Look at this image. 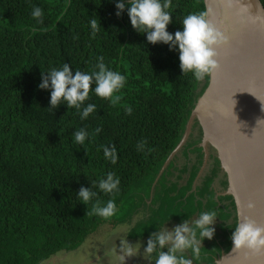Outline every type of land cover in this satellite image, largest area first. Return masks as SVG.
<instances>
[{"label": "trees", "instance_id": "obj_1", "mask_svg": "<svg viewBox=\"0 0 264 264\" xmlns=\"http://www.w3.org/2000/svg\"><path fill=\"white\" fill-rule=\"evenodd\" d=\"M34 5L43 10V24L31 16ZM170 11L167 31L175 34L183 30L186 15L207 7L205 0H172ZM116 12L110 0H0V264H46L80 249L102 226L132 224L129 220L144 212L147 217L131 229V240L147 244L163 223L180 225L215 210L219 223L213 239L203 241L198 258L191 250L186 255L193 264H217L233 248L236 200L218 197L213 188L221 160L215 159L197 190L200 166L184 185L182 177L170 180L175 160L162 174L211 75L201 81L183 75L178 50L148 43L146 34L133 29L127 11L119 17ZM92 17L100 23L94 36ZM99 57L126 77L125 87L110 99L90 90L85 106L95 103L97 110L83 121L66 104L51 108V90L38 87L41 73L64 63L73 74L91 72ZM81 128L92 133L82 146L73 136ZM97 128L102 131L95 134ZM200 141L186 150L198 154L202 165ZM112 145L118 152L114 165L103 155ZM108 172L120 179L119 192L98 193V199L101 206L114 199L117 213L109 219L88 215L95 201L84 205L76 195L82 187L98 192L92 183Z\"/></svg>", "mask_w": 264, "mask_h": 264}, {"label": "clouds", "instance_id": "obj_2", "mask_svg": "<svg viewBox=\"0 0 264 264\" xmlns=\"http://www.w3.org/2000/svg\"><path fill=\"white\" fill-rule=\"evenodd\" d=\"M115 3L117 17L125 11L130 18L133 29L146 34L147 42L169 45L170 50H178L180 68L183 75L191 73L196 81H201L205 76L212 75L220 70L219 54L217 49L229 44L228 38L209 20L208 11L189 13L183 19V30L171 34L167 31L172 22V0H110ZM229 9L240 6L239 0H223ZM241 7V6H240ZM246 8V7H244ZM43 10L39 6H33L31 16L43 24ZM93 36L100 28L98 18H89ZM42 82L40 90H51L50 106L57 108L62 103L68 108L76 109L80 119L86 120L90 114L96 112V104L85 102L89 100L90 90L100 98L110 99L114 94L125 87L126 77L120 72L111 70L104 62L103 57L97 58L91 72L70 70V66L64 63L62 67H53L47 72L41 73ZM92 85H95L92 88ZM119 97L115 96V100ZM233 101V107L235 101ZM232 107V112H233ZM129 108L128 112L131 113ZM262 122V121H258ZM97 128L95 134L101 132ZM92 133L81 128L75 131L74 141L78 145H84ZM147 141H141L138 150L143 151ZM105 159L113 165L117 163L118 152L114 145L103 148ZM120 179L113 172H108L98 182H93V191L81 188L76 195L81 203L88 205L95 201L88 215L95 214L104 219L112 218L117 213V204L114 199H109L101 206L98 193L115 194L119 192ZM251 203L249 208L253 207ZM218 216L215 210L200 212L191 222L185 221L176 226L172 231L165 228V224L157 227V234L150 237L145 248L148 259L154 260L155 264H193L188 258V250L199 257L200 250L205 239L211 240L215 235L214 224ZM169 221V220H168ZM167 221V222H168ZM232 250L248 249L255 253L264 252V227H259L249 217L244 216L234 228L232 237ZM139 245L133 246L126 239L120 241L119 254L116 255L120 264H125L127 258L136 256ZM167 248V251L164 249ZM155 253V255H153Z\"/></svg>", "mask_w": 264, "mask_h": 264}, {"label": "bare ground", "instance_id": "obj_3", "mask_svg": "<svg viewBox=\"0 0 264 264\" xmlns=\"http://www.w3.org/2000/svg\"><path fill=\"white\" fill-rule=\"evenodd\" d=\"M220 15L218 29L228 38L229 44L220 48L221 61H226V70L216 93V103L231 111L232 99L235 105L232 112L234 116L229 117L228 113L219 110L220 115L216 114V117L228 121L235 119L231 121V126L225 128L230 137L225 133L224 135L238 146H243L240 151L244 150V154H241V159L237 162L241 167L238 178L243 174L245 177L244 168L249 169L248 165L250 170L256 169L259 174L264 175V158L259 153V150L264 152V45L244 17L242 9L236 6L229 9L226 4H222ZM208 110L209 108L203 115L209 123ZM229 163L234 165L233 159ZM249 181L248 179L242 184L245 186Z\"/></svg>", "mask_w": 264, "mask_h": 264}, {"label": "rangeland", "instance_id": "obj_4", "mask_svg": "<svg viewBox=\"0 0 264 264\" xmlns=\"http://www.w3.org/2000/svg\"><path fill=\"white\" fill-rule=\"evenodd\" d=\"M257 89L259 97H261V92L259 88ZM216 105L220 111H223L226 114L228 113L227 115H230L229 117L234 116L231 110L224 107L220 103H216ZM206 120L205 116L204 121H201L199 117L195 118L188 138L173 156L172 161L175 160L176 169L174 170V176L170 177V180L177 182V177H182V180H179V182L184 185L190 176V171H192L194 167L200 166V174L194 186V190H197L198 187L203 185L207 177H209L214 170L216 166L215 159H219L221 160V169L213 184V188L217 192L218 197L233 196L234 190L231 183L230 171L234 170L236 173L237 170L231 167V165L227 162L224 146L230 151L234 164H237L238 160L241 159V154H244V150L240 151L243 146H238L234 143L229 138L230 133L225 130L227 126H231L233 124L231 121L235 119L228 121L227 119L216 117L215 114L210 112L209 123ZM205 130L211 134V137L206 136ZM224 133L229 135V137L224 135ZM199 140H201V147L204 148L202 165L199 163L198 154L190 152L191 150H186L187 145L198 142ZM186 152L190 153L186 154ZM183 169H188L189 173L181 174ZM227 182H229L228 185L226 184ZM224 205L228 206L230 205V202H224ZM141 211H144V209L142 208ZM146 217L147 215L145 216V212L141 213L135 216L133 220H129L132 224L128 223L126 225H120L117 228H114L111 225H104L97 233L90 237L80 249L71 253H60L46 264H120L116 255V249L117 254H119L120 241L122 239H126L128 243L133 246H140L137 255L127 258L125 264H155L154 260L146 257V241L131 240L129 238L131 229L139 223V221L144 220ZM237 218L239 221L240 214L238 211ZM218 223L219 222L216 221L214 226L216 227ZM176 226H178V224L172 223L167 225L165 228L168 231H172ZM166 250L168 249L166 248ZM220 261L221 260H219L217 264H219Z\"/></svg>", "mask_w": 264, "mask_h": 264}, {"label": "water", "instance_id": "obj_5", "mask_svg": "<svg viewBox=\"0 0 264 264\" xmlns=\"http://www.w3.org/2000/svg\"><path fill=\"white\" fill-rule=\"evenodd\" d=\"M205 3H206L207 11L209 12V17H208L209 20L218 28L221 21V15H220L221 5L225 3L223 2V0H205ZM239 4L241 7L240 6H236V7L244 11V17L248 19L253 31L257 34L258 38L263 42L264 45V5L262 1L239 0ZM217 51L219 54V62L221 65L220 70L211 75L210 85L204 96L200 99L196 109L192 114V117L188 124V129L185 138L181 143V145L179 146V148L184 144L185 140L188 138L190 130L193 126L196 117H199L201 121H204L203 112H205V110H207L208 108L211 113L215 115L216 114L220 115V111L215 101H216V93L220 88L223 74L225 73L226 70V65L224 64L226 61L223 62L221 61V56H222L221 49L219 48L217 49ZM205 134L207 137H211V134L208 133L206 130H205ZM177 150L174 152V154L177 152ZM259 151H260L259 152L260 155H262V157L264 158V152L262 150ZM224 152L226 153V157H228L226 158L227 162L228 163L231 162L232 160L231 153L228 150V148L225 146H224ZM174 154L166 164L164 170L162 171V174L171 163ZM230 165L231 167L237 170L236 173L234 170L233 171L231 170L230 175H231V183L234 190L233 197L236 200L241 222L243 221V217L247 216L251 220H253L257 226L264 227V175L259 174L256 169L250 170V165H248L249 169L244 168L245 177L244 174L242 173L243 175H241L238 178V172H240L239 169L241 168L240 163L234 165L230 164ZM256 167L257 166L255 165V168ZM248 179L250 181L247 183V185L244 186L242 182L244 183ZM240 185H242V187ZM250 203L254 205L251 208L248 207ZM219 264H264V252L255 253L248 249H241L238 251L231 250L230 253L222 256V259L219 262Z\"/></svg>", "mask_w": 264, "mask_h": 264}]
</instances>
